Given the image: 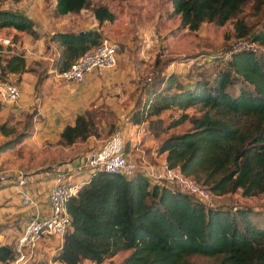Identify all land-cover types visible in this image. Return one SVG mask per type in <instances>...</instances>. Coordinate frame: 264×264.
Segmentation results:
<instances>
[{
	"label": "trees",
	"instance_id": "1",
	"mask_svg": "<svg viewBox=\"0 0 264 264\" xmlns=\"http://www.w3.org/2000/svg\"><path fill=\"white\" fill-rule=\"evenodd\" d=\"M87 1L54 0L50 12L76 13ZM248 1L170 0L168 15H178L177 28L188 30H196L202 22L222 25L230 20L233 40L248 37L250 43H264V20L262 28L250 32L239 17ZM90 12L98 23L114 19L105 2L91 6ZM0 27L38 37L36 23L22 12L0 8ZM101 38L98 27L51 32L48 40L61 46L52 59L53 68L66 69ZM10 39L12 46L0 45V79L18 82L10 77L32 69L22 51H13L18 36L12 34ZM226 50L227 57L222 52L213 56L209 68L187 80L175 71L153 74L128 116L135 128L142 123V131L157 138L153 150L164 154L168 167L209 191L211 203L204 204L171 182L150 178L139 168L131 175L91 170L77 193L65 201L70 228L51 261L97 263L128 251L119 264H195L194 255L214 257L216 264H264V209L214 200L236 189L242 196L264 193V52L250 47L231 50L230 45ZM195 105L199 113L186 112ZM166 109L178 113L162 116ZM184 121L183 131L158 138ZM14 131L12 125L0 123V134ZM92 133L93 120L85 109L59 130L56 143L69 145ZM31 134L32 128L25 129L0 142V152ZM12 257V246L0 244V264Z\"/></svg>",
	"mask_w": 264,
	"mask_h": 264
},
{
	"label": "rangeland",
	"instance_id": "2",
	"mask_svg": "<svg viewBox=\"0 0 264 264\" xmlns=\"http://www.w3.org/2000/svg\"><path fill=\"white\" fill-rule=\"evenodd\" d=\"M256 1L249 0L246 2L239 13V17L243 19L250 32L262 28V21L264 20V0L257 2L258 7L255 6ZM103 2L113 12L114 19L112 21L100 22L102 37L112 40L118 46L117 56L120 59H117L115 64L119 62V64L123 65V68L125 67L135 72V76L130 78V81L132 80L129 84L131 89L124 90L128 95L130 104H132L130 110L138 105L142 99V85L146 76H149L150 80L152 75L157 72L166 74L167 72L175 71L183 80H187L195 76L199 69L209 68L212 63L211 58L226 50L235 37L232 21L230 20L222 25H216L212 22H202L196 30L178 29V15H168L170 0H88L82 8L83 16L86 14L92 15L90 7ZM48 5V0H46L44 8L48 9ZM73 15L72 17H74ZM60 18L57 21L60 28L67 30V22L71 18L67 19V15ZM0 45L4 47L12 46L11 43ZM248 47L264 52V43L254 42ZM13 51H22L27 59L32 55V52H24L22 49L16 50L14 48ZM49 53H47V57L38 60L32 58L28 63V67L32 69L28 72L33 76L36 75L33 100L23 108L7 110L6 112L0 102V123L5 121L7 125H12L15 130L14 133L9 135L0 134V142L14 137L25 129L32 128L30 136L6 150L8 152L7 158L22 164V170L55 168L62 162L66 163L74 157H81L83 154L79 151L82 148H87V146L61 145L56 143V140L49 143L46 141L42 142L46 146H36L38 139L32 135L35 123L41 118V111L38 106L40 97L39 83L41 78L46 75V71L48 74L56 73L52 65L53 53ZM100 70L104 69L91 71L94 77L99 78L98 85H94L95 93L100 94V97H103V99L113 97L119 94V92L121 93L122 88L120 86L116 91H113L114 89L112 90L111 88L113 93H109L108 91L103 93L105 88L108 87H106L107 83L101 78ZM10 78L17 80L19 83V79L15 75H12ZM88 88L91 89V87ZM186 112L197 114L200 112L199 106H190L186 109ZM177 113L174 109H166L161 115L175 116ZM27 114H30V116L27 117ZM186 127L187 122L184 121L170 128L166 133H161L158 138H162L170 132L183 131ZM137 130L142 131V128L136 127L130 133L135 134ZM111 131L110 126L107 132L110 133ZM92 134L95 135L94 133ZM140 136L142 137V135ZM122 141L124 146V134L122 135ZM99 144L101 143L99 142L97 145ZM97 147H90L87 152ZM146 152L152 153V159L158 155L151 149V146H147ZM1 155L2 152H0ZM155 161L157 160L153 159V162ZM22 170H18L16 174L22 172L26 175ZM214 200L229 205H249L254 209H264V193L253 196H242L240 189H236L234 192L215 196ZM53 253L44 252L34 264H51L50 257ZM127 253L128 251H121L97 263L119 264L122 257ZM192 261L195 264H216L217 259L194 255L192 256Z\"/></svg>",
	"mask_w": 264,
	"mask_h": 264
},
{
	"label": "crops",
	"instance_id": "3",
	"mask_svg": "<svg viewBox=\"0 0 264 264\" xmlns=\"http://www.w3.org/2000/svg\"><path fill=\"white\" fill-rule=\"evenodd\" d=\"M92 1V0H91ZM46 0H4L0 4V8L22 12L28 15L35 23L38 31V37L32 38L24 31L16 30L13 27H0V34L11 36L16 34L18 40L14 43L16 50L24 52H32L27 59L24 54L26 65L32 58L40 59L47 57V53H53V57L58 54L61 46L48 40V36L55 30L79 32L90 27H98L101 29V23L92 15H84L82 9L76 13H67L63 15L53 16L50 12L54 7V0H48V9H44ZM88 5V4H87ZM72 14H74L72 17ZM67 15V30L60 28L58 20L60 17ZM33 50V51H31ZM49 53V54H50ZM118 55V54H117ZM5 56V55H4ZM119 60L120 57L117 56ZM101 78L107 83L108 88L105 91L113 93L109 83H114L122 88L121 93L103 99L100 94L95 93L94 85H98L99 78L94 77L93 73L88 72L83 78V82L63 83L56 74H48L41 78L39 83L40 97L38 106L41 111V118L33 128V135L38 140L36 146H42L44 141H55L59 130L65 124H72L76 114L83 110H88L94 124V134H89L84 140L73 142L67 146H87L79 152L81 157H74L72 160L60 163L52 169H28L22 170V164L7 158V151L2 152L0 156V244L11 246L13 240L25 224L28 217L36 213L40 217L47 216L50 212L48 203V191L53 183V174L56 170H66L70 173V180L87 181L90 170L85 165V158L89 152L87 150L101 143L109 134L108 128L111 130L115 124L122 123V135L124 134L125 154L133 159L140 169L146 168L154 164V160H163L164 154H160L151 158L152 153L146 152L147 146L153 147L157 142V138L148 136L143 131L135 134L130 133L132 129H136L128 121L130 108L132 104L128 100V95L124 90L131 89L129 85L131 77L135 76L134 70L123 68L122 64H115L111 68L100 70ZM19 79L20 95L16 100L10 102L0 97L5 112L7 110L19 109L26 106L33 100V91L35 90L36 75L30 72H22L15 75ZM89 80V81H88ZM88 87H91L89 89ZM120 88V89H121ZM142 135V137L140 136ZM43 146H46L45 144ZM92 151V150H91ZM22 170L26 173L27 183L18 185L16 181V172ZM22 193L36 199V206H25L21 203L20 197ZM61 239L56 237L42 238L33 253L31 259L24 264H34V262L44 252H55L61 245ZM116 255V254H115ZM51 264H63L59 261H52ZM77 264H99L90 259H80Z\"/></svg>",
	"mask_w": 264,
	"mask_h": 264
},
{
	"label": "built area",
	"instance_id": "4",
	"mask_svg": "<svg viewBox=\"0 0 264 264\" xmlns=\"http://www.w3.org/2000/svg\"><path fill=\"white\" fill-rule=\"evenodd\" d=\"M11 43L10 36L0 34V44ZM251 43L247 38H238L230 44L231 50L246 48ZM118 46L112 40L101 38L100 41L90 49L79 55L69 67L55 74L65 84L78 83L83 80L85 74L95 69L111 68L117 60ZM229 50H223L225 58ZM149 81V76L143 83ZM109 87L118 90V86L110 83ZM20 95V85L10 79H0V97L6 101H14ZM122 123L115 124L112 131L101 142V144L90 151L85 158V165L91 171L101 169L113 173L131 175L136 169H140L135 161L123 152ZM142 123L137 124L141 128ZM141 171L148 177L166 180L182 191L197 197L204 204H210L212 195L209 191L183 176L177 168L168 167L164 160L151 164ZM70 173L66 170H56L53 174V183L48 191V203L50 212L47 216L40 217L31 214L25 224L13 240L11 246L13 257L7 264H24L32 258L38 242L44 237H56L62 239L70 228V215L66 209L65 201L68 197L77 193V190L85 182L82 180H70ZM16 181L18 185H24L28 179L25 174L18 172ZM20 201L25 206H36V199L27 193H22Z\"/></svg>",
	"mask_w": 264,
	"mask_h": 264
}]
</instances>
